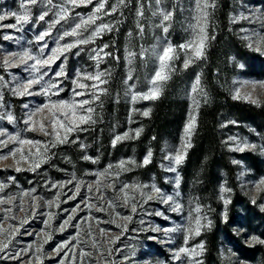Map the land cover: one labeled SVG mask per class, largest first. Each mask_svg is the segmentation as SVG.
Masks as SVG:
<instances>
[{
  "label": "rangeland",
  "instance_id": "obj_1",
  "mask_svg": "<svg viewBox=\"0 0 264 264\" xmlns=\"http://www.w3.org/2000/svg\"><path fill=\"white\" fill-rule=\"evenodd\" d=\"M133 1L132 6H121L114 14L103 17V22L115 25L113 31L105 32L102 37L96 39L95 43L82 45L80 49L74 48L71 52L65 53V56H62L52 65V71L44 78V81H48L53 73L59 70V65L63 63L67 78L60 77L57 81L63 91L59 96H52L51 99H70L73 88L72 80L77 71L94 73L97 70L96 62L89 58L90 50L108 43L110 47L106 51L111 52L112 56L106 57L100 63L99 69L110 72V76L106 77L108 83L102 85L106 92L101 94L100 100L93 105L96 109L94 116L96 123L83 125L82 127L87 129L86 131H77L71 134L70 139H76L77 143H66L52 148L51 158L36 171L29 170L27 165H22L23 170L17 172L15 171L16 165L11 158L0 161V183L7 185L3 191H0V198L7 199L9 196L15 198L11 204L0 205V226L6 230L0 239L11 238L6 253H0V256H10L20 249H26L29 245L32 246L27 254L21 253L19 259H0V264H41V262L42 264H57L60 257L55 256L52 249L62 241H69V248L75 245V248L72 249L76 253L75 264H189L188 257L184 254H182L180 261L174 260L173 252L175 249L184 246L185 229L189 226L190 211L199 205L201 214L206 216L212 225L211 214L214 207L209 202H202L192 192L184 193L181 190L180 169L184 160L176 166V172H169L166 171V168L170 162L164 158L168 153L174 152L181 146L184 126L188 121L191 108L189 93L196 77L187 90L189 107L185 123L177 139L163 140L155 155L151 149V162H155L152 169L147 168L148 164L143 165V159L150 148L142 157L138 158L133 143L139 138L136 137L135 130L142 129L143 120L149 116L145 117L142 112L149 109L151 111V103L154 100L138 99L133 104L131 92L128 90V85L125 84L131 70L133 79L129 80L128 84L135 85L134 91L136 92L147 91L149 87L148 78L157 67V60L150 50L154 47L159 50L165 42L178 46L192 38L190 25L196 23L193 19L196 15L195 0H162L159 7L173 12L167 34L156 26L159 24L160 17L152 14L158 10L155 0ZM54 2L59 5L62 0H54ZM116 2L117 0H107L106 8H111ZM45 4L46 0H42V3L31 6L33 21L45 10ZM93 4H95V0H93ZM141 5L144 15L138 17L137 8ZM214 8L208 9L210 13L207 27L208 36ZM92 9L93 5L91 4L87 7L74 9L69 19L57 25L53 29L52 36L46 38L49 49L55 47V39L60 33L70 29L79 21L80 17H87ZM19 10L20 0H0V14ZM53 18L54 14L50 12L45 20ZM233 18H235V22H233ZM229 19L232 28L245 45L250 50L264 56V40L261 39L264 37V0H230ZM118 21L119 23H117ZM14 22L13 19H6L3 23ZM100 22L97 21L96 23L99 24ZM138 22L144 27L142 35L137 28ZM47 27L48 25L44 21H40L24 24L20 31L11 28L0 29V76L4 78L0 82V96L3 97V100L0 101V105H2L0 106V115L4 116L3 119H0V128L6 129L9 133L20 132L24 137L42 141H46L48 138L38 130L32 132L24 130L23 119L28 109L23 106L27 104L29 109L35 108L44 103L46 98L43 95L18 96L13 94L12 88L32 78L33 73L31 69L25 70V66L22 64L5 68L2 61L4 54L9 51H20L28 48L33 54H37L39 44L35 41V36ZM129 33L132 35L129 36ZM4 34L11 35L13 39L4 40L2 38ZM246 37L251 39H246ZM72 39V37H67L66 41L70 42ZM207 42L208 40L206 44ZM250 43L252 44L251 47H249ZM257 47L260 50H257ZM142 48L147 50L145 59H141L137 55L129 64L125 59L126 50L139 54ZM49 49H46L45 52L47 53ZM77 51L80 52L78 56L75 55ZM178 55L179 59L174 61L172 72L177 69H185L183 68L184 53L181 51L178 52ZM115 57H119V59L117 60ZM231 62L234 65V71L228 81V89L232 97L234 88L240 87L243 82L264 81L262 76L248 74L243 63L235 57H231ZM41 71H47V69L44 68ZM87 83L93 82L87 81ZM40 87L39 84L33 85L32 91L38 92ZM77 90L80 91V89ZM248 93L251 94L252 98L258 100L256 105L264 104V88L257 86L253 89L251 85L241 88L242 96ZM198 97L199 95L197 99ZM240 100L252 103L243 98ZM133 108L136 109L135 112L131 111ZM8 113L14 116V123L8 122L6 118ZM43 115L47 116V113L45 112ZM36 119L39 120L40 117L38 116ZM230 123L226 122L224 126L226 127ZM234 125L238 124L234 123ZM239 125L225 130L224 142L233 153L232 162L237 161L234 163L237 185L240 193L248 202L237 208L236 218L230 225L231 235H220L217 255L220 264H264V243L254 242L251 239L255 236L258 240H264V207H262L264 206V184L257 186L258 182L264 178V131L260 132L247 123ZM125 132H128L129 136L113 146V138ZM229 137L236 139L234 141L229 140ZM241 142H247L256 147L246 148L244 151L231 150L235 148L237 143ZM81 144L85 146L83 149L80 147ZM117 146L119 147L115 149ZM9 147L12 145L10 144ZM4 151L6 152L7 149ZM243 153L252 154L258 166L255 168L252 160L242 157L241 154ZM85 155L92 159L84 160ZM122 160L135 161L136 163H127L124 169H121L119 164ZM106 170V176L98 177L96 175V173ZM73 176L76 179L73 180ZM10 177L14 179H9ZM177 177H179L178 185ZM97 180L100 181V191H97ZM66 181H71V183H68L63 189L51 188V183ZM77 183L80 184L78 192ZM106 184H112L114 188L104 187ZM124 184L148 185L142 191L143 193H150L152 198L147 199V196H143L139 189L129 188L126 190L128 192V204L126 205L124 193L118 191ZM153 184L161 190L163 195L173 196L174 200L182 205V210L173 211L171 202L163 203L157 194L151 193V185ZM89 185H91V191ZM222 186L226 189L230 188L226 181L222 180L216 190L218 201L221 204L219 215L224 221L230 202L225 205L221 196L223 195L230 201L232 190L222 194L220 191ZM33 188L36 191L32 195L39 197L36 202L38 208L35 216L31 215L30 209V205L33 203L32 197H22L23 192ZM57 192L60 193L58 200L56 198ZM74 194L75 198L70 199ZM101 195L103 196L102 199ZM21 197L25 208L24 212L20 211ZM48 201H55V203L49 207L46 203ZM110 202L112 207H109ZM132 203H135L137 207L135 213L131 211ZM77 205H79L77 212L73 214L72 209L76 208ZM88 205H98L104 210L98 211L96 207L89 208ZM9 207L12 211L6 213L4 209ZM156 212H161L162 215L157 216L155 215ZM48 214L52 215V219L46 228L44 221L48 219ZM5 215L9 219L5 220ZM69 215H73L70 224L66 225L63 231L59 230V226ZM192 215L195 216L196 213L192 212ZM123 216H131L132 219L125 221L121 219ZM25 217H27L28 223L20 226L21 220ZM117 224L126 225L127 230L117 227ZM10 226L20 227V231L15 237L8 235L12 231ZM165 227L177 230L170 233L156 230ZM210 228L211 226L205 227L202 229L201 235L190 238L187 247L192 248L203 241V233ZM100 229H105L106 232L101 234ZM48 234H51V239H48ZM117 236L118 239H116ZM112 240H115V243H112ZM41 246L42 252L37 253L36 248ZM80 249L89 253L82 260L78 255ZM64 251H68V248H65ZM204 252L197 259L204 261ZM37 256H40V261L37 260ZM61 256H63V251Z\"/></svg>",
  "mask_w": 264,
  "mask_h": 264
},
{
  "label": "snow or ice",
  "instance_id": "obj_2",
  "mask_svg": "<svg viewBox=\"0 0 264 264\" xmlns=\"http://www.w3.org/2000/svg\"><path fill=\"white\" fill-rule=\"evenodd\" d=\"M42 3V0H20V10L19 11H11L0 14V29L3 28H11L16 31H20L24 24H28L30 22H40L44 21L48 27L39 32L35 36V41L39 44V50L37 54H33L31 49L24 48L20 51H9L4 54L2 64L5 68L24 65L25 70L31 69L33 73L32 78L28 79L24 83L18 85L17 87L12 88V92L18 96L24 95H43L45 96V102L37 105L35 108L29 109V105L25 104L23 107L28 109L25 113V117L23 119V123L25 125V131H39L48 139L46 141L30 139L22 136L20 132L9 133L6 129L0 128V161H6L11 158L16 165L15 171H22V165H27L29 170L36 171L41 167L43 163H46L51 158V149L57 147L61 144L66 143H77L76 139H70V136L73 132L77 131H86L87 129L82 127L83 125L95 124L96 120L94 118L96 109L93 107L100 100L101 94L106 92V89L102 87V85L108 83V79L106 77L110 76V72L102 71L99 69V65L106 57L112 56V53L106 51L110 47L108 43H104L101 46L92 48L90 50V59L96 62L97 70L94 73L80 72L77 71L75 78L72 80L73 88L71 90L72 97L70 99H57L52 100V96H59L63 91L60 84L57 82L60 77L67 78V73L65 71L63 63L59 65V70L53 73V76L49 78L48 81H44L45 76L49 75V72L52 71V65L56 63L62 56H65V53L71 52L72 49H80L82 45H88L95 43L97 38L102 37L105 32H111L115 29V25L112 23L103 22L104 16H110L117 12L118 8L121 6H127V0H117L116 4L112 5L111 8H106L107 0H95V4H93V0H62V3L57 5L54 0H46L45 10H43L35 21H33L31 6H35ZM156 5L158 6V10L154 11L153 16L159 15L160 21L159 24L156 25L159 27L163 33L167 34L169 32L170 24L173 17V12L166 11L159 6L162 3V0H155ZM93 5L92 12L87 17H80L79 21L70 27V29H66L62 33H60L55 39V47L49 49V45L47 43L46 38L52 36L53 29L56 28L57 25L61 24L62 21H67L70 15L73 13L74 9L80 7H87L88 5ZM215 7V0H195V11L196 15L193 19L196 21L195 24L190 25L192 29V38L185 43H182L178 46L172 45L170 42H165L163 46L157 50V48H152L151 54L157 60V67L154 69L153 74L148 78L149 87L147 91L136 92L134 91L135 85L128 84L129 80H132L133 77L131 75V70L129 71L127 80H125V84L128 85V90L131 92V101L134 104L138 99L143 100H156L159 98V95L162 92L163 84L170 78V73L174 70V61L179 59L178 52L184 53L183 59V68L187 69L190 64L195 63L196 60L203 58L204 49L206 46V41L208 39H214V37H209L207 34V27L210 13L208 12L209 8ZM53 12L54 18L51 20H45V17L49 16V13ZM137 16L143 17V6L137 8ZM79 15V14H77ZM246 18V17H245ZM6 19H13L14 23L5 24L3 23ZM97 21H101L97 24ZM233 22H235V18H233ZM119 23V21L117 22ZM137 28L139 29V33L142 35L144 32V27L139 22L137 23ZM243 31V30H242ZM87 33V35H85ZM132 34L129 33V36ZM67 37H72L73 39L68 42L66 41ZM4 40H12L13 37L9 34H4L2 37ZM246 39H251L250 37H246ZM264 40V37L261 38ZM43 42V43H40ZM252 44H249L251 47ZM49 49L46 53L45 50ZM257 50H260L257 47ZM147 54V50L142 48L139 54L126 50L125 59L129 64L132 63V60L135 56L139 55L141 59H145ZM75 55H80V52L77 51ZM66 58V57H65ZM117 60L119 57H115ZM31 61V63H29ZM46 68L47 71H41V69ZM4 78L0 76V82H2ZM43 81V83H42ZM87 81H92L93 83L89 84ZM41 85L38 92L32 91L33 85ZM251 85L253 89L257 86L260 88H264V81L256 82V81H245L241 84L240 87L234 88L233 90V99H241L251 101L254 104L258 103L257 99L252 98L251 94H241V88ZM77 89H80L78 91ZM203 94L206 97V93H204L203 88L201 86L200 76L197 75L195 81L192 83L191 91L189 96L191 98V108L188 114V121L184 126V135L182 137L181 146L176 149L174 152L168 153L164 158L168 160L169 166L166 168V171L176 172V166L180 165L182 161L185 159L187 155V148L191 146L190 139L196 127L197 121V110L200 106V100L197 99L198 95ZM80 97V99H77ZM3 100V97L0 96V101ZM2 106V105H0ZM132 112H135L136 109H132ZM47 113V116H44V113ZM149 110H144L142 115L147 117L149 115ZM40 117L39 120L36 117ZM4 116L0 115V119H3ZM9 123H14L15 118L11 113H8L6 116ZM131 118V117H130ZM231 123H235L232 121ZM38 125V128H37ZM50 129V130H49ZM142 129H136L135 135L139 137ZM129 136L128 132L123 134L116 135L112 140V145L115 146L118 141H121ZM234 137H229V140H235ZM242 143V146H241ZM237 143L235 148L231 149L234 151H244L246 148H255L256 146L253 144H248L247 142ZM12 147H9V145ZM83 149L85 146L83 144L80 145ZM27 148V150H25ZM7 149L5 152L4 150ZM152 151L149 149L147 155L143 159V165H147L151 162ZM84 160H91L92 158L85 155L83 157ZM95 162V161H93ZM131 163L135 164V161H120L119 167L124 169L125 164ZM233 163H237V161H233ZM111 167V166H109ZM107 170L105 172L96 173L98 177L106 176ZM14 179V178H9ZM76 179L73 176V180ZM68 183L66 182H58L51 183V188H60L63 189L66 187ZM179 184V177H177V185ZM264 184V178H262L258 185ZM6 184L0 183V191H3L6 187ZM104 187H113L112 184H106ZM148 185H128L124 184L121 188L118 189L119 192L124 193V203L128 204V192L126 191L129 188L139 189L141 190V194L143 196H147V199H151L152 195L150 193H143V189L147 188ZM80 184H76L77 192L79 191ZM89 190L91 191V185H89ZM36 190L33 188L27 192L22 193V197L31 196L33 203L30 205L31 215H36V209L38 208V204L36 203L39 200V197L32 195ZM97 191H100V181L97 180ZM221 193H225L226 191H230V189H226L225 187H221ZM151 193L157 194L160 197L163 203H170L173 205V211H181L182 205L175 201L173 196L163 195L161 190L155 186V184L151 185ZM60 193L57 192L56 198L59 199ZM178 195V193H177ZM21 197V207L20 211L24 212L25 208L23 207V199ZM75 194L70 197V199H74ZM103 196L101 195V199ZM14 197L9 196L7 199L0 198V205L11 204L14 201ZM221 199L224 200V204L227 205L230 201L225 198L223 195ZM49 207L52 206L55 201L46 202ZM255 203V200H253ZM58 206V205H57ZM76 208L72 209V213L77 212ZM89 208L96 207L98 211H103L104 209L98 205H88ZM109 207H112V203H109ZM264 207V206H262ZM4 211L11 212V207L4 209ZM131 211L135 213L137 211V207L135 203L131 204ZM192 212H195L196 215L193 216ZM117 215H119L117 213ZM155 215H162L161 212H156ZM5 220L9 219L7 215L4 217ZM52 219V215L48 214V219L44 221L46 228L49 226V221ZM73 219V215H69L68 218L59 226V230L63 231L65 226L70 224ZM121 219L125 221H130L132 219L131 216H123ZM206 221V223H205ZM28 223L27 217L21 220L20 226ZM211 221L208 220L206 216L201 214V208L197 205L193 210L189 213V226L185 229L186 235L184 237V246H181L178 249H175L173 252V259L176 261H180L182 254L186 255L189 260V264H203L202 260L197 259L205 250L204 242L201 241L199 244L193 246L192 248L187 247L188 241L193 236L201 235V231L205 227H210ZM12 231L8 234L9 237H15L16 234L19 233L20 227L10 226ZM79 227V225H76ZM117 227H122L123 230L126 229V225L121 226L117 224ZM158 231H164L165 233H170L176 231L175 228H161L156 229ZM5 229L0 226V236H3L5 233ZM101 234L106 232L105 229H100ZM31 235V233H28ZM39 235V234H37ZM119 237L117 236L116 239ZM48 239H51V234H48ZM252 241L264 243V240H258L257 237L253 236ZM46 242V241H45ZM115 243V240L111 241ZM11 243V238L4 240L0 239V253H6V250L9 248V244ZM69 241H62L57 244L53 249V253L55 256L60 257L57 264H75L76 253L72 251L75 248V245H72L69 248ZM31 245L26 249H20L14 254L8 256H0V259H19L21 253L27 254L31 249ZM65 248H68V251H64ZM63 251V256H61V252ZM36 252H42V246L36 248ZM71 253V255H69ZM79 257L82 258L89 255L83 249L79 250ZM54 258V257H49ZM40 256H37V260L40 261ZM127 259V258H125ZM42 264V262H41Z\"/></svg>",
  "mask_w": 264,
  "mask_h": 264
},
{
  "label": "trees",
  "instance_id": "obj_3",
  "mask_svg": "<svg viewBox=\"0 0 264 264\" xmlns=\"http://www.w3.org/2000/svg\"><path fill=\"white\" fill-rule=\"evenodd\" d=\"M229 14L230 0H216L209 27V37L214 39H208L203 58L187 69L171 73L159 98L151 103L150 114L142 123L141 135L133 143L140 158L149 148L154 155L157 154L163 140L177 139L189 107L188 87L199 75L206 97L203 94L198 97L200 106L196 127L180 173L182 192L190 191L214 207L211 228L202 235L205 246L203 264H220L217 255L220 235H231L230 225L236 218L237 208L248 202L237 185L233 153L224 142L225 130L247 123L260 132L264 131V104L233 99L228 89L234 71L232 56L243 63L248 74L264 77V56L245 45L232 28ZM232 121L238 125L224 126ZM241 156L252 160L255 168L258 166L252 154L243 153ZM154 166L155 162H151L147 168ZM222 180L232 190L224 221L219 215L221 204L216 193Z\"/></svg>",
  "mask_w": 264,
  "mask_h": 264
},
{
  "label": "built area",
  "instance_id": "obj_4",
  "mask_svg": "<svg viewBox=\"0 0 264 264\" xmlns=\"http://www.w3.org/2000/svg\"><path fill=\"white\" fill-rule=\"evenodd\" d=\"M133 2H134L133 0H129L128 3H127V5L128 6H132Z\"/></svg>",
  "mask_w": 264,
  "mask_h": 264
}]
</instances>
